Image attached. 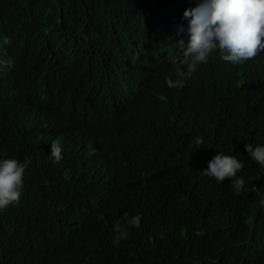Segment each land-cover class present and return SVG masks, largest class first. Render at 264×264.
I'll return each mask as SVG.
<instances>
[{
  "label": "trees",
  "instance_id": "trees-1",
  "mask_svg": "<svg viewBox=\"0 0 264 264\" xmlns=\"http://www.w3.org/2000/svg\"><path fill=\"white\" fill-rule=\"evenodd\" d=\"M199 2L0 0V158L31 161L0 264H264V168L245 151L264 144V53H213L167 85ZM219 152L244 163L238 195L203 173Z\"/></svg>",
  "mask_w": 264,
  "mask_h": 264
},
{
  "label": "clouds",
  "instance_id": "clouds-1",
  "mask_svg": "<svg viewBox=\"0 0 264 264\" xmlns=\"http://www.w3.org/2000/svg\"><path fill=\"white\" fill-rule=\"evenodd\" d=\"M183 18L188 22L179 30L186 31L187 28L188 40L187 43L179 41L184 48L179 64L185 70L177 71V76L182 79L167 80L170 88L182 86L201 64L208 62L213 53H218L220 60L232 64L264 53V0H200L195 7L185 9ZM4 43H9V40L5 38ZM195 144L202 145L203 141L197 138ZM63 149L58 139L51 141L50 155L56 162L63 159ZM245 151L251 160L264 168V144L247 143ZM30 163L27 159L0 158V211L18 203L24 189L25 171ZM243 167L244 163L235 156L219 152L208 162L203 173L215 178L218 183L230 178L234 181L230 187L238 195L245 185L244 178L237 177ZM261 204H264V200ZM140 225L139 214L126 218L124 226L119 223L114 225L117 234L113 246L127 239L129 227L139 228Z\"/></svg>",
  "mask_w": 264,
  "mask_h": 264
}]
</instances>
